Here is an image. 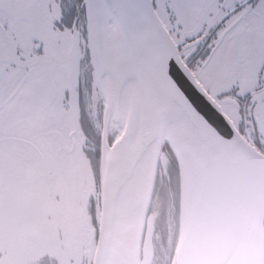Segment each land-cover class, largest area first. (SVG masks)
<instances>
[{
    "label": "snow or ice",
    "instance_id": "1",
    "mask_svg": "<svg viewBox=\"0 0 264 264\" xmlns=\"http://www.w3.org/2000/svg\"><path fill=\"white\" fill-rule=\"evenodd\" d=\"M137 180L264 232V0H0V264H110Z\"/></svg>",
    "mask_w": 264,
    "mask_h": 264
},
{
    "label": "water",
    "instance_id": "2",
    "mask_svg": "<svg viewBox=\"0 0 264 264\" xmlns=\"http://www.w3.org/2000/svg\"><path fill=\"white\" fill-rule=\"evenodd\" d=\"M150 188V183L140 180L125 188L131 210L129 217L116 226L109 242L107 258L110 264H147L151 260L148 230L141 236V217L151 204L148 200ZM236 231L241 235H212L198 222L186 221L177 229L168 264H248L253 259L264 257V232L258 231L247 220L242 221ZM245 231L255 233L258 243L244 237Z\"/></svg>",
    "mask_w": 264,
    "mask_h": 264
},
{
    "label": "flooded vegetation",
    "instance_id": "3",
    "mask_svg": "<svg viewBox=\"0 0 264 264\" xmlns=\"http://www.w3.org/2000/svg\"><path fill=\"white\" fill-rule=\"evenodd\" d=\"M150 201L145 232L148 230L152 256L147 264H168L177 237V227L171 208L172 194L167 184H158Z\"/></svg>",
    "mask_w": 264,
    "mask_h": 264
},
{
    "label": "trees",
    "instance_id": "4",
    "mask_svg": "<svg viewBox=\"0 0 264 264\" xmlns=\"http://www.w3.org/2000/svg\"><path fill=\"white\" fill-rule=\"evenodd\" d=\"M175 243V242H174ZM175 246V245H174ZM173 251V250H172ZM172 253V252H171ZM173 254V253H172ZM172 256V255H171ZM171 259V258H170ZM170 261V260H169Z\"/></svg>",
    "mask_w": 264,
    "mask_h": 264
}]
</instances>
